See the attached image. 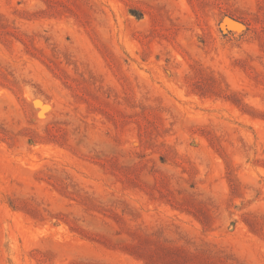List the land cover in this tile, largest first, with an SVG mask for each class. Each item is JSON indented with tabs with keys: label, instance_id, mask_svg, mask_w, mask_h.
I'll return each mask as SVG.
<instances>
[{
	"label": "rangeland",
	"instance_id": "1",
	"mask_svg": "<svg viewBox=\"0 0 264 264\" xmlns=\"http://www.w3.org/2000/svg\"><path fill=\"white\" fill-rule=\"evenodd\" d=\"M129 263L264 264V0H0V264Z\"/></svg>",
	"mask_w": 264,
	"mask_h": 264
},
{
	"label": "bare ground",
	"instance_id": "2",
	"mask_svg": "<svg viewBox=\"0 0 264 264\" xmlns=\"http://www.w3.org/2000/svg\"><path fill=\"white\" fill-rule=\"evenodd\" d=\"M55 83V82H54ZM60 90V89H59ZM61 91V90H60ZM61 248V247H60ZM65 248V247H64ZM66 255H68V254H66ZM103 255V254H102ZM258 256V255H257ZM129 260V259H128ZM257 260V259H256ZM130 264V263H129Z\"/></svg>",
	"mask_w": 264,
	"mask_h": 264
}]
</instances>
